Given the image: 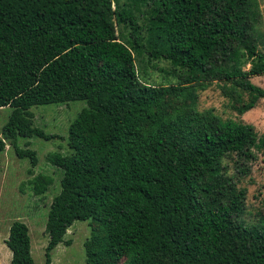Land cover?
<instances>
[{
    "label": "trees",
    "instance_id": "16d2710c",
    "mask_svg": "<svg viewBox=\"0 0 264 264\" xmlns=\"http://www.w3.org/2000/svg\"><path fill=\"white\" fill-rule=\"evenodd\" d=\"M230 45L256 63L217 80L230 101L249 96V109L264 99L249 82L264 75L257 0H0V108L10 109L0 153L17 138H52L33 126L31 107L85 105L68 124L67 153L45 157L61 176L43 264L69 245L76 221L91 223L85 264H264V215L244 223L245 190L224 164L246 175L255 133L191 103L199 57ZM147 68L162 81L149 83ZM14 152L36 165L33 151ZM28 183L42 195L51 179ZM4 245L9 264H33L24 223L10 224Z\"/></svg>",
    "mask_w": 264,
    "mask_h": 264
},
{
    "label": "rangeland",
    "instance_id": "374dc122",
    "mask_svg": "<svg viewBox=\"0 0 264 264\" xmlns=\"http://www.w3.org/2000/svg\"><path fill=\"white\" fill-rule=\"evenodd\" d=\"M260 14V30L264 35V0H257ZM229 53V55H228ZM205 66L199 74L201 87L194 91L193 106L197 111H209L221 125H248L252 127L256 143L254 159L247 163V174L237 175L231 163L227 164L229 173L237 188L245 190L242 220L245 224H255L264 215V99H257L253 106L244 109L250 97L242 93L238 103L230 101L221 93V81L217 76L224 72H244L256 63L241 47L230 45L227 55L218 52L207 58L199 57ZM157 68L166 66L158 63ZM148 82L159 83L162 74L158 69L147 68ZM249 82L264 90V75L249 78ZM83 102H69L64 105L34 106L29 109L34 127L52 138L44 141L40 138H17L16 145H6L0 153V264H9L10 252L4 245L8 228L13 221L25 224L29 237L30 256L33 264L44 263V247L47 236L44 233L46 213L49 203L59 190L60 170L46 162V155L58 152L67 153L66 136L68 124L84 107ZM10 109L0 108V130L6 123ZM138 139L145 140L146 128L138 131ZM14 148L35 153L36 165L30 167L27 158L15 155ZM41 174L51 179L42 195H34L28 183L35 175ZM90 221H76L65 231L62 240L69 245L58 244L50 253V264H85L83 244L89 239Z\"/></svg>",
    "mask_w": 264,
    "mask_h": 264
}]
</instances>
